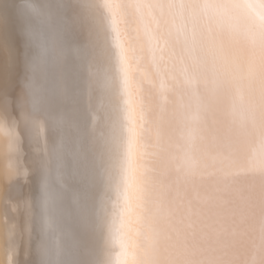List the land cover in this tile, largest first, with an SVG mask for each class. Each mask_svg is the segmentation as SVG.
I'll return each instance as SVG.
<instances>
[{
  "label": "snow or ice",
  "instance_id": "1",
  "mask_svg": "<svg viewBox=\"0 0 264 264\" xmlns=\"http://www.w3.org/2000/svg\"><path fill=\"white\" fill-rule=\"evenodd\" d=\"M0 17L24 45L27 131L82 137L60 203L42 186L35 264H264V0H5Z\"/></svg>",
  "mask_w": 264,
  "mask_h": 264
},
{
  "label": "bare ground",
  "instance_id": "2",
  "mask_svg": "<svg viewBox=\"0 0 264 264\" xmlns=\"http://www.w3.org/2000/svg\"><path fill=\"white\" fill-rule=\"evenodd\" d=\"M4 2L0 0V4ZM30 2L44 4L51 0ZM24 51L15 19L5 24L0 17V264H35L34 242L41 234L44 215L42 186L47 179L59 204L71 186L66 173L78 164L82 139L75 127L60 129L51 122L46 138L27 131L23 121L25 100L17 102L25 75ZM43 72V64L38 63L34 99L41 105L46 96ZM32 100L30 93L27 103Z\"/></svg>",
  "mask_w": 264,
  "mask_h": 264
}]
</instances>
